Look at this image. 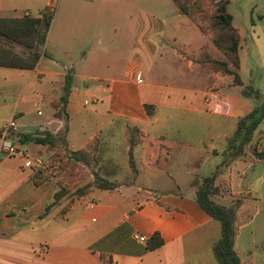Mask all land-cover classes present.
<instances>
[{
  "label": "crops",
  "instance_id": "crops-1",
  "mask_svg": "<svg viewBox=\"0 0 264 264\" xmlns=\"http://www.w3.org/2000/svg\"><path fill=\"white\" fill-rule=\"evenodd\" d=\"M119 1V6L144 13L141 1L144 4L146 0ZM106 3L107 0H0L1 18H39L41 13L51 16L46 42L40 50L45 55L36 67H0V130L13 119L21 131L19 148L30 145L29 151L24 150L27 159L0 156V264H220L214 251L220 238L219 223L199 206L195 197V182L212 173L217 176L210 199L231 214L233 249L240 264H264V116L249 143L242 146L239 138L234 139L239 121L257 104L248 103L250 99L246 97L228 96L224 83L216 87L215 78L223 77L207 64L194 63L196 54L202 52L201 44L193 49L190 43L181 42L179 50H174V103L165 107L157 97L161 87L150 82V69L141 60L128 61L121 72L106 62L102 66L114 70L104 78L94 74L101 65L96 54L86 57L80 51L79 58L71 62V48L61 40L66 39L69 29H80L82 16L89 20L92 15L95 19L104 13ZM175 14L181 16L177 9ZM196 36L199 43L207 42L198 29ZM51 42L56 44L54 51H48ZM208 47V53L220 56L213 46ZM60 57L70 61L69 65H63ZM44 60L48 63L41 66ZM137 74L141 75L140 81L136 80ZM67 76L71 88L62 103ZM200 77L196 85L195 79ZM77 80H85L79 93ZM37 83L43 88L40 97L53 110L51 117L38 126L22 123L20 110L25 91ZM86 91L95 101L94 112L106 116L109 126L118 125L124 144H128V164V129L136 127L140 134L132 150L134 181L114 184L111 190L92 187L86 195L77 197L75 189L83 185L79 176L71 182L64 170L53 173L33 163L35 159L47 161L59 137L65 142L66 149H59L64 154L98 142L106 148L108 144L115 145L116 134L102 142L100 133L95 132L78 148L75 146L71 124L84 110V104H78L77 99ZM38 100L34 98L32 103L38 104ZM55 101H61L57 112L63 108L58 116L52 106ZM145 105L154 108L152 117L147 115ZM163 108L174 110V140L152 131L162 125L156 110ZM257 108L264 115L263 107ZM227 122L232 125L228 132ZM184 127L198 135L188 138ZM48 134L51 138L44 144L37 140ZM105 163L104 173L108 176L102 178L114 183L110 177L118 174V166L110 158ZM173 172L188 177L184 191L163 186L154 190L153 183H159L162 174ZM61 191L63 194L52 206ZM155 233L163 244L149 250L148 242Z\"/></svg>",
  "mask_w": 264,
  "mask_h": 264
},
{
  "label": "rangeland",
  "instance_id": "rangeland-1",
  "mask_svg": "<svg viewBox=\"0 0 264 264\" xmlns=\"http://www.w3.org/2000/svg\"><path fill=\"white\" fill-rule=\"evenodd\" d=\"M216 1L206 0L204 2L202 7L206 16L213 12V5ZM228 1L227 11L232 16V24L238 30L240 36L238 75L242 85L232 87L231 77H226L225 82L223 81L224 78L217 77L214 83H216V87L218 83L221 86L224 83L228 96H246L250 99L248 103H256L264 109V0ZM119 5V0H107L105 6L107 10L104 13L100 12L101 14L97 15L95 19L92 15V19L89 20L86 16H82L80 29H69L67 31L66 39L61 41L65 43V47L71 48L70 50L73 53L71 62L79 58L80 51L86 57L96 54L99 56L101 65L96 67L94 74L104 78L114 70L102 66L106 62H109L116 68L115 70L121 72L128 61H132L134 58L141 60V63L150 69V82L161 87L157 90L159 94L157 97L165 107L174 103L172 102L174 92L171 90L174 88V82L176 81L174 78V50H179L181 42L190 43L193 49L201 44L200 51L202 52L200 55L196 54L194 62L196 64H203L202 61L207 58H222L221 55H211L207 52L208 46L211 45L207 34L202 33L207 42L205 44L199 43L196 36L197 25L183 16H176L175 11L177 8L171 0H146L144 4L141 1V8L144 13H138L134 7ZM198 21L200 24L201 19ZM47 48L48 51H54L56 44L51 42ZM59 59L63 65L68 66L70 63L62 57ZM46 63L48 62L44 60L41 66L46 65ZM207 66L213 72L211 66L208 64ZM212 77L214 76L212 75ZM200 80H202L201 77L196 78L195 84L199 85ZM84 81H76L77 93H79L78 89L82 87ZM41 89L43 88L37 83L25 91L23 102L20 105V110L23 112L22 123L36 126L43 125L51 117L53 110L40 97ZM242 93H245V96ZM34 98L39 99L38 104L32 103ZM84 101H87L88 105L83 106L84 110L71 124V133L76 134L74 136L75 146L78 148L86 138L95 132L100 133L99 138H102V142L103 138L116 134L117 142L115 145L108 144V148L104 144H99V142L95 143V151L92 152L91 161L87 167L80 162L72 161L68 152L64 154L59 151V149L65 148L63 138L59 137L51 146L54 151L51 152V157L47 159L49 170L53 173L64 170L66 178L70 179L71 182L79 176L83 181L81 186L83 187L93 182L94 173L101 177L108 176L104 173L106 171L105 161L110 158L118 166V174L110 177L114 181L113 185L128 184L134 181L135 173L127 161L126 149H128V144H124V138L118 129V125L112 124L109 126L106 116L94 112L96 106L91 102L92 95L89 91L82 95L78 94L77 103L82 106ZM60 104L61 101H55L52 104L58 115H61V109H63L61 108L57 112ZM259 108L256 116L262 115ZM38 111L40 112L39 115L37 114ZM156 114L161 117L160 122L162 125L152 128V131L164 133L167 138L174 140V110L170 108L158 109ZM166 116L169 118H166ZM231 126V122H227V132L231 130ZM187 128L184 127L185 132ZM112 130L114 131L112 132ZM194 131L192 130L191 134L187 131L185 135L188 138H193ZM196 134L198 135V132ZM25 149L29 151L30 145L27 146L26 144L21 150L25 152ZM171 176L173 180H170ZM187 178L181 173L162 174L161 181L158 180L159 183H153V188L156 190L163 186L177 192L178 189L184 191L183 187L187 183ZM81 187H77L75 190Z\"/></svg>",
  "mask_w": 264,
  "mask_h": 264
},
{
  "label": "trees",
  "instance_id": "trees-1",
  "mask_svg": "<svg viewBox=\"0 0 264 264\" xmlns=\"http://www.w3.org/2000/svg\"><path fill=\"white\" fill-rule=\"evenodd\" d=\"M179 14L197 25L200 33L208 35L210 44L221 55V59L207 58L203 60V64L211 66L212 70L219 73L224 79L231 77L232 87H240L242 85L238 75L240 36L238 30L232 24V16L227 11L228 0H217L213 5V12L205 15L202 5L206 0H171ZM201 19V23L199 21ZM51 16L41 13L38 18L31 16H20L14 18L0 17V67L15 68L22 70H32L36 67L40 57L45 55L42 50L46 35L50 26ZM45 28V32L42 28ZM71 88L70 77L64 79V95L61 97L62 103H65ZM245 96V93H242ZM246 97V96H245ZM247 98V97H246ZM145 111L149 117H152L153 107L145 105ZM256 107L239 123L235 132V138H239V144L242 146L250 142V136L259 124L263 115H257ZM56 116L58 114L56 113ZM129 134V165L133 172L136 173L133 162L132 150L138 142L139 129L132 127L128 129ZM51 136L48 134L44 139H37L41 143L49 141ZM237 140V139H236ZM95 151L94 145H90L87 149H80L68 152L70 158L74 162H80L85 166H89L92 152ZM94 180L91 184L78 188L75 196L82 197L86 195L89 189L97 188L102 190H111L114 185L97 173H94ZM217 173L204 177L200 181L195 182L196 201L199 206L220 226V238L215 245L214 251L220 264H240L233 249V221L231 214L224 207L215 204L210 197L215 191L213 184ZM63 191L58 192L52 203V206L58 201ZM162 239L158 233H155L148 242V249L155 250L162 246Z\"/></svg>",
  "mask_w": 264,
  "mask_h": 264
},
{
  "label": "built area",
  "instance_id": "built-area-1",
  "mask_svg": "<svg viewBox=\"0 0 264 264\" xmlns=\"http://www.w3.org/2000/svg\"><path fill=\"white\" fill-rule=\"evenodd\" d=\"M141 75H136V80L140 81ZM95 103V101H91ZM84 106L88 105L87 101H84ZM39 115L40 112L38 111ZM20 133L17 124L13 119L8 120L0 130V156L1 157H16L27 159L25 152H23L20 146ZM34 166L43 167L44 169L49 170L48 161H43L42 159H35ZM92 207V206H91ZM140 242H145L146 239L144 237H135Z\"/></svg>",
  "mask_w": 264,
  "mask_h": 264
},
{
  "label": "water",
  "instance_id": "water-1",
  "mask_svg": "<svg viewBox=\"0 0 264 264\" xmlns=\"http://www.w3.org/2000/svg\"><path fill=\"white\" fill-rule=\"evenodd\" d=\"M42 31H45V28H43Z\"/></svg>",
  "mask_w": 264,
  "mask_h": 264
}]
</instances>
